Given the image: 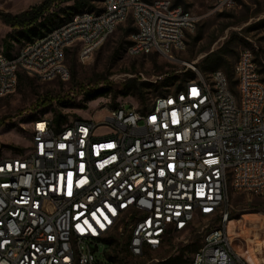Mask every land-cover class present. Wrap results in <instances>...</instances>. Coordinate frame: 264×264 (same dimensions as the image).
<instances>
[{
    "label": "built area",
    "instance_id": "2783aa9c",
    "mask_svg": "<svg viewBox=\"0 0 264 264\" xmlns=\"http://www.w3.org/2000/svg\"><path fill=\"white\" fill-rule=\"evenodd\" d=\"M238 2L215 0L214 9ZM129 18L130 54L172 59L198 21L171 0H103L101 11L76 12L18 54L0 53V96L22 71L67 80L69 47L85 60ZM188 70L194 77L146 109L29 122L26 150L0 156V264H108L97 254L113 258L116 238L144 258L212 216L189 264H249L229 234V191L264 193L263 74L251 49L233 66L234 85L222 69L204 74L193 61L180 73ZM100 127L108 131L97 135Z\"/></svg>",
    "mask_w": 264,
    "mask_h": 264
},
{
    "label": "rangeland",
    "instance_id": "374dc122",
    "mask_svg": "<svg viewBox=\"0 0 264 264\" xmlns=\"http://www.w3.org/2000/svg\"><path fill=\"white\" fill-rule=\"evenodd\" d=\"M43 0H0V12L18 14ZM151 1V0H146ZM174 4L176 0H171ZM85 7L74 8V4ZM103 0H70L52 10L72 6V16L81 10L99 12ZM179 5L189 10L197 18L194 30L186 34V47L174 51V59L158 53L132 55L128 52V42L134 28L131 18L120 24L115 32L93 53L82 60L78 56V46L71 45L67 51L65 64L70 70L67 80L54 78L41 80L36 75L22 71L25 75L10 94L0 96V156L24 152L30 141L31 116L51 114L54 110L62 112L67 120L73 118H93L100 122L107 109L126 104L138 109L151 106L157 96L176 89L183 83L179 77L170 86L145 90V95L136 93L123 95L122 85L129 78H139L159 84L164 78L180 75L187 64L197 61L198 69L208 64L226 72L227 64L233 68L241 51L251 49L264 77V0H239L230 10H215V0H181ZM66 14H60L65 18ZM66 19V18H65ZM13 32L0 17V53H3V40ZM22 48L16 44L13 55ZM258 53V56L256 55ZM221 57L222 65L213 67V60ZM181 76V75H180ZM108 88L109 94L96 99H87L86 92L96 88ZM68 102L66 107L61 102ZM108 130L97 129L101 135ZM231 214L230 228L235 250L252 264L249 256L256 252L260 241L264 242V193L231 189L229 191ZM215 223V216L197 221L192 232L175 234L161 249L149 253L144 258L132 257L124 245L125 238H116L112 244L115 264H156L169 257L181 256L188 264L193 252L200 246L204 233ZM259 239V240H258ZM264 246V244H263ZM103 246H101L102 250ZM255 251V252H254ZM260 264H264V248L257 250ZM100 260L113 264L103 252L97 254Z\"/></svg>",
    "mask_w": 264,
    "mask_h": 264
},
{
    "label": "trees",
    "instance_id": "16d2710c",
    "mask_svg": "<svg viewBox=\"0 0 264 264\" xmlns=\"http://www.w3.org/2000/svg\"><path fill=\"white\" fill-rule=\"evenodd\" d=\"M70 0H43L41 3L31 6L29 9L18 13V14H10V13H4L0 12V17L2 21L6 24L12 27L13 32L9 34L4 40H3V53L8 56L12 57L14 56L12 53V50L15 48L16 44H21L22 47L29 42L34 41L35 39H38L51 30L55 29L56 27L62 25L66 21H68L72 16L71 12L69 10L73 9L72 6L68 7H62L59 10H52L53 7H56L58 5H61L62 3H66ZM181 0H176L175 4L179 5ZM74 8H81L85 7V4H77V2L74 4ZM60 14H66L67 16L65 18H61ZM135 31V27L132 29L131 34ZM131 41L128 42V46L130 45ZM257 52V56H258ZM18 54V53H17ZM16 55V54H15ZM222 58L218 57L213 60L214 66L213 67H219L222 65V62L220 61ZM201 69L203 71L207 70H216L219 68H212L208 64H203L201 66ZM263 74V70H260ZM226 74L228 75L229 79L232 82V85H234L233 82V68L230 67V65L227 64L226 66ZM181 75V76H180ZM180 75H173L169 76L167 78H164L159 84H154L149 81H140L139 78H129L127 79L123 85H122V93L123 95H129L131 93H136L140 96L145 95V90L149 89L151 87L160 88V87H167L170 86L173 82H175L179 77H182L183 81H185L187 78L194 77V73L191 71H186L184 73H181ZM25 75L21 72L18 75V83L22 82ZM264 79V77H263ZM181 84L177 86L179 88ZM87 99H96L101 96H106L109 94L108 88H96L91 90L90 92H86ZM68 105V102H61L62 107H66ZM116 107V106H114ZM38 114H35L31 116V120H33ZM53 119L56 123V125H60L61 123H64L67 121V116L65 114H62V112L54 110L53 113ZM236 219L235 216L232 214L230 215V220ZM191 259V258H190ZM112 261H114V258H111ZM187 263L186 260H183L181 256L176 257H169L168 259L158 262L156 264H184ZM190 263V260H189ZM188 263V264H189Z\"/></svg>",
    "mask_w": 264,
    "mask_h": 264
},
{
    "label": "bare ground",
    "instance_id": "6f19581e",
    "mask_svg": "<svg viewBox=\"0 0 264 264\" xmlns=\"http://www.w3.org/2000/svg\"><path fill=\"white\" fill-rule=\"evenodd\" d=\"M230 223H231V220L229 222V234H230V237H231L232 244L234 245V242H233V239H232V235H231ZM262 241H260V243L258 244L257 248L255 249L256 252L254 251L255 253L249 256L250 261H251L252 264H260V262L258 261L259 257L257 255V250H259V249L261 250V249L264 248V246H263L264 242H262ZM241 256H243V255H241ZM243 258H244V256H243Z\"/></svg>",
    "mask_w": 264,
    "mask_h": 264
}]
</instances>
